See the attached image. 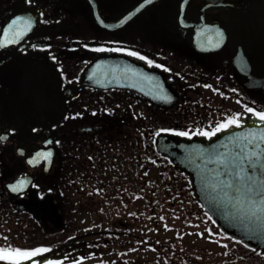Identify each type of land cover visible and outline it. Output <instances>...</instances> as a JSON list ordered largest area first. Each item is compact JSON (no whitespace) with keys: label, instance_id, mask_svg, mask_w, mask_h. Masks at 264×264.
Here are the masks:
<instances>
[{"label":"flooded vegetation","instance_id":"flooded-vegetation-1","mask_svg":"<svg viewBox=\"0 0 264 264\" xmlns=\"http://www.w3.org/2000/svg\"><path fill=\"white\" fill-rule=\"evenodd\" d=\"M262 113L264 0H0V191L13 206L32 190L43 208L52 188L78 199L103 177L125 209L188 207L176 188L142 184V131L167 114L179 136L206 140ZM199 223L188 242L206 240L212 223Z\"/></svg>","mask_w":264,"mask_h":264},{"label":"trees","instance_id":"trees-1","mask_svg":"<svg viewBox=\"0 0 264 264\" xmlns=\"http://www.w3.org/2000/svg\"><path fill=\"white\" fill-rule=\"evenodd\" d=\"M173 117L160 114L159 128L142 131V184L164 188L161 192L167 187L176 188L171 192L186 196L190 206L166 208L159 197L155 210L146 206L145 199L140 211L135 204L132 209H125L128 204L123 202L120 192L104 189L107 185L101 177L97 180L101 190L90 191L78 199L68 187L69 190H50L62 220L56 226L49 219L41 221L29 210L16 208L11 196L0 191V249L46 250L33 256L42 257L40 264H255L259 261L256 258L263 259L264 254L254 259L250 253L261 252L260 249L221 229L213 230L218 226L197 199L191 176L156 148L155 136L159 131L184 132L171 127ZM121 184L119 180L111 183ZM202 219L212 223L206 230V241L218 244L217 250L188 242L184 237L187 226L199 225ZM234 250L238 254L232 256Z\"/></svg>","mask_w":264,"mask_h":264},{"label":"water","instance_id":"water-1","mask_svg":"<svg viewBox=\"0 0 264 264\" xmlns=\"http://www.w3.org/2000/svg\"><path fill=\"white\" fill-rule=\"evenodd\" d=\"M261 137H264V123H247L207 140L200 137L180 138L174 133L161 131L155 143L160 152L167 154L191 175L198 198L218 225L232 236L264 252V211H261L264 209V200L261 199L264 196V183H261L264 166H258L255 172L247 170L246 158V154L254 158L264 149ZM261 160H264V155H261ZM241 169L246 172L241 173ZM247 176H252L256 181L252 192L248 190L252 181ZM32 178L22 176L11 182L8 186L12 194L17 195L29 187ZM13 186H17L16 191L12 190ZM31 194L34 196L32 199L18 200L15 206L29 209L41 220L48 214L59 226L61 219L52 196H46L47 207L43 208L35 198L37 191L32 190ZM40 261L41 257H36L23 264H39ZM0 264H9V261L0 260Z\"/></svg>","mask_w":264,"mask_h":264},{"label":"snow or ice","instance_id":"snow-or-ice-1","mask_svg":"<svg viewBox=\"0 0 264 264\" xmlns=\"http://www.w3.org/2000/svg\"><path fill=\"white\" fill-rule=\"evenodd\" d=\"M249 111H251V109H249ZM259 118L261 120H264V113L260 114ZM232 125H235L237 127L240 126L236 119H230L226 123L219 124L216 128V131L226 129ZM196 134L203 135V136H210V135H215V132L209 133V132L200 131V132H197ZM177 135L187 136L188 132H179L177 133ZM261 139L264 140V137H261ZM249 142L251 143L252 141H249ZM47 155L50 156L51 153H48ZM261 155H264V149H262L260 153L255 154L254 158L246 154L247 163H248L247 170H251L255 172L258 166H264V160H261ZM241 163H243V160L241 161ZM244 172H246V170L241 169V173H244ZM241 173H237V175H241ZM247 179L249 181H252V184H250L248 188L249 192H252L253 185L256 184V181L253 179L252 176H247ZM261 183H264V178L261 179ZM22 186H23V181L20 182V187L22 188ZM12 190L16 191L17 186H13ZM261 199L264 200V196H261ZM261 211H264V209H261ZM42 251H46V250L37 249L33 251H27V250L15 249V250L5 251L3 249H0V260H9V264H23V261H27L31 259L33 256L39 255Z\"/></svg>","mask_w":264,"mask_h":264},{"label":"rangeland","instance_id":"rangeland-1","mask_svg":"<svg viewBox=\"0 0 264 264\" xmlns=\"http://www.w3.org/2000/svg\"><path fill=\"white\" fill-rule=\"evenodd\" d=\"M195 227H203V224L200 225V226H195ZM191 242H194L193 240H191ZM197 243L199 244H204V245H207V247L209 249H212V250H217L219 248V245L216 244L214 241H211V242H207L206 240H202V241H198Z\"/></svg>","mask_w":264,"mask_h":264}]
</instances>
